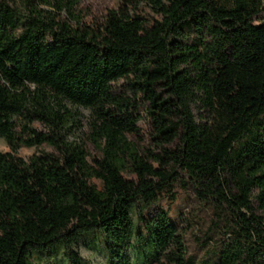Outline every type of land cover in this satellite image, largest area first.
<instances>
[{"label": "trees", "instance_id": "trees-1", "mask_svg": "<svg viewBox=\"0 0 264 264\" xmlns=\"http://www.w3.org/2000/svg\"><path fill=\"white\" fill-rule=\"evenodd\" d=\"M79 4L0 0V264H82L87 235L108 264H198L162 205L180 191L220 235L206 264H264V0H120L93 23ZM80 108L99 157L69 139Z\"/></svg>", "mask_w": 264, "mask_h": 264}, {"label": "rangeland", "instance_id": "rangeland-1", "mask_svg": "<svg viewBox=\"0 0 264 264\" xmlns=\"http://www.w3.org/2000/svg\"><path fill=\"white\" fill-rule=\"evenodd\" d=\"M120 0H80L78 6L82 10L83 20L87 23L101 22L105 15L112 9H116ZM80 111V123L74 133L69 137L71 141L82 143L91 157H99V151L90 139L89 113L84 109ZM141 120L138 122V131L133 134L131 139L146 148L149 145L150 128L149 121L144 107L139 110ZM41 150L51 151L47 145L40 147H20L14 153L24 159H28L34 153ZM0 151L12 152L11 147L4 138L0 137ZM100 185L99 181H95ZM164 207H170L173 217H178L182 213L183 220L180 224L185 233V242L189 255L195 257L198 264H206L213 259L215 252L218 251V242L220 235L218 231L212 232V215L207 209H200L195 202L192 191H180L179 202L174 205H168L167 200L162 201ZM155 206L150 207L147 213H152ZM133 220L137 226V210L133 208ZM210 237V238H209ZM92 235H87L80 243V252L86 264H108L107 255L104 248L96 241ZM84 261L82 264H85ZM35 264H69L63 246H58L52 250L36 252L33 257Z\"/></svg>", "mask_w": 264, "mask_h": 264}]
</instances>
